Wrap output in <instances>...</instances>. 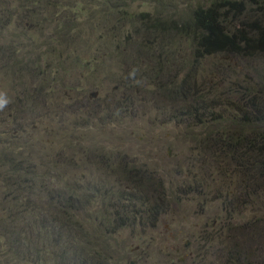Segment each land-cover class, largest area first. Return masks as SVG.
I'll return each instance as SVG.
<instances>
[{"label": "rangeland", "instance_id": "rangeland-1", "mask_svg": "<svg viewBox=\"0 0 264 264\" xmlns=\"http://www.w3.org/2000/svg\"><path fill=\"white\" fill-rule=\"evenodd\" d=\"M210 1L0 0L1 259L20 215L32 235L15 251L52 264L61 215L94 264H264V155L211 135L254 118L264 55L194 62L185 37L144 33Z\"/></svg>", "mask_w": 264, "mask_h": 264}, {"label": "trees", "instance_id": "trees-1", "mask_svg": "<svg viewBox=\"0 0 264 264\" xmlns=\"http://www.w3.org/2000/svg\"><path fill=\"white\" fill-rule=\"evenodd\" d=\"M47 1L49 0H23L22 4L25 6V4L29 2H34L39 5ZM108 1L112 4H126V0ZM248 6H252V10L258 14L256 17L252 18L248 16ZM143 15L146 19L150 18L149 13H144ZM150 20V25L145 26V29L149 33L144 32L145 34H158L161 36L162 40H164L162 38V32H164L165 35L168 33H175L181 37H185L190 41L192 46L191 49L194 62L213 55L232 57L239 55L246 57L256 54L264 55V0H211L206 6L199 4L194 7L187 18L179 20L154 17L153 19L150 18ZM115 35L116 34L113 36ZM125 42L129 43L130 46L135 44V41H133L130 36L125 38ZM136 42L138 44L135 49L136 57H139L141 54L152 55L150 48L146 50L142 49L145 47V43ZM186 79L183 80L182 86ZM181 89L182 87H179L175 90L179 92ZM261 99L263 98L261 97ZM259 102L253 99L248 101V105L254 111V118L248 117L230 121L228 127H226V131L225 129H223L224 131L217 129L211 134L213 137L217 135L214 138V145L217 149H227L228 153L226 154L232 155L231 157H242L246 152H240V154L237 150L240 147L239 145L244 143L247 149L254 148L251 152L254 156L255 153L253 151H258L259 154L264 155V101L262 100ZM215 103H217L216 100H211L210 108L214 106ZM251 118L253 121H251ZM219 134H222V137H220ZM217 139H220V141L223 140V142L219 144ZM214 145L211 144V146ZM237 154L240 155L237 156ZM261 163L262 164L258 165V177L264 175L262 171V169L264 170V158L261 160ZM154 214H158V211L156 210ZM54 218H57L56 220L58 221H63L62 224H59V229L52 226V228H55L54 231L56 228L58 229V237L54 240V243L56 246L61 244L64 247H61V250L58 248V251H55L57 257H52L49 261L52 264L57 261L61 264H94V255L83 256V248L87 250L89 248L88 245L80 241L79 250H77L78 240H74L76 236H73V225L69 222L68 218L66 222L61 215ZM21 219L25 220L26 223L20 225L21 228H17V222ZM123 220L124 219L121 221ZM121 224L124 223L121 222ZM31 228V224L27 223L26 217H20V215L11 225V228L10 225L5 223V235L3 236H6V242L9 243V247H12L13 250L9 251L11 256H9L10 254L7 255L8 252L5 253V259L0 258V264H13L15 261L23 264L26 259H30L37 264H48L47 256H50L51 252L49 255L45 253L46 257H40L39 254L37 257H29V253L25 254V252H27L25 247L22 253L15 251L16 247L18 248L25 245L26 241L30 240L32 235V231H30ZM35 238H38L36 233ZM70 239H73L74 245L70 242ZM38 240L42 239L38 238ZM29 248L32 249L31 247ZM43 249L47 252L46 247L36 250L35 252H41ZM100 259L101 260L97 262L98 264H107L104 258L101 257ZM129 263L130 262H127V264Z\"/></svg>", "mask_w": 264, "mask_h": 264}, {"label": "clouds", "instance_id": "clouds-1", "mask_svg": "<svg viewBox=\"0 0 264 264\" xmlns=\"http://www.w3.org/2000/svg\"><path fill=\"white\" fill-rule=\"evenodd\" d=\"M6 103H7L6 100H4L3 98H0V108H3Z\"/></svg>", "mask_w": 264, "mask_h": 264}]
</instances>
